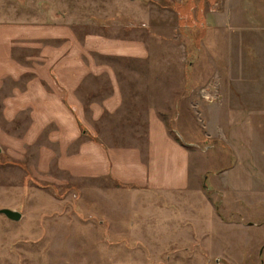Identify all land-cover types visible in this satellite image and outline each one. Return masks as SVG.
Listing matches in <instances>:
<instances>
[{
    "label": "rangeland",
    "instance_id": "obj_1",
    "mask_svg": "<svg viewBox=\"0 0 264 264\" xmlns=\"http://www.w3.org/2000/svg\"><path fill=\"white\" fill-rule=\"evenodd\" d=\"M227 1L0 0V20L63 24L124 51L143 42L149 56L121 81L190 151L187 188L158 192L42 169L0 128V207L23 213H0V264H264V81H223L239 56L237 26L215 14ZM246 49L264 74V53Z\"/></svg>",
    "mask_w": 264,
    "mask_h": 264
},
{
    "label": "crops",
    "instance_id": "obj_2",
    "mask_svg": "<svg viewBox=\"0 0 264 264\" xmlns=\"http://www.w3.org/2000/svg\"><path fill=\"white\" fill-rule=\"evenodd\" d=\"M221 6L215 11L219 20L239 30L238 63L226 61L223 81L249 88L255 80L257 87L264 74L250 67L246 47L257 56L264 53V0H228ZM106 39L109 49L103 48ZM139 44L136 51H124L112 38L80 37L63 24L0 20L1 132L14 137L20 153H33L42 169L73 179L108 177L158 192L186 189L189 149L139 92L134 108L120 78L127 62L149 56ZM220 71L209 85L222 82Z\"/></svg>",
    "mask_w": 264,
    "mask_h": 264
},
{
    "label": "water",
    "instance_id": "obj_3",
    "mask_svg": "<svg viewBox=\"0 0 264 264\" xmlns=\"http://www.w3.org/2000/svg\"><path fill=\"white\" fill-rule=\"evenodd\" d=\"M1 146H0V152H1ZM0 213L5 214L8 218L19 221L23 217V213L16 209V208H11V207H0Z\"/></svg>",
    "mask_w": 264,
    "mask_h": 264
},
{
    "label": "trees",
    "instance_id": "obj_4",
    "mask_svg": "<svg viewBox=\"0 0 264 264\" xmlns=\"http://www.w3.org/2000/svg\"><path fill=\"white\" fill-rule=\"evenodd\" d=\"M176 139H177L178 141H180V139H179V137H178V136L176 137Z\"/></svg>",
    "mask_w": 264,
    "mask_h": 264
}]
</instances>
